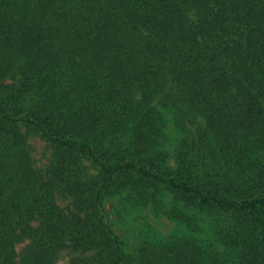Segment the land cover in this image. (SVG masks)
Segmentation results:
<instances>
[{
  "label": "trees",
  "instance_id": "obj_1",
  "mask_svg": "<svg viewBox=\"0 0 264 264\" xmlns=\"http://www.w3.org/2000/svg\"><path fill=\"white\" fill-rule=\"evenodd\" d=\"M24 129L55 151L47 180ZM124 191L179 199L181 233L128 252L105 208ZM64 243L77 264H264V0H0V264Z\"/></svg>",
  "mask_w": 264,
  "mask_h": 264
},
{
  "label": "rangeland",
  "instance_id": "obj_2",
  "mask_svg": "<svg viewBox=\"0 0 264 264\" xmlns=\"http://www.w3.org/2000/svg\"><path fill=\"white\" fill-rule=\"evenodd\" d=\"M170 112L164 111L168 125L162 149L169 155L167 161L169 167L176 169L178 166L177 157L181 152V140L184 136L181 135V129L172 124ZM23 133L26 138L31 164L45 177V180L49 179V171L57 173L58 166L55 167L57 161H54L55 151L50 144L37 134L30 133L25 129ZM183 147L187 149L186 145H183ZM75 169L78 171V177H76L78 180L88 181L98 175L96 168L92 167L87 161L81 162ZM55 185L57 187L56 200L58 205L67 213H76L77 210L72 196L67 190L59 187L58 183H55ZM148 193H152V191L145 194L124 191L109 195L105 199L108 221L116 234L126 243L127 251L130 253L136 252L135 250L139 247L145 235H150L154 239H166L176 233H181V223L172 219L167 212L174 208L181 209L184 204L166 191L157 192L156 202L146 203L143 201V197H150ZM82 216H85V214H82ZM27 245V243H23L17 247L19 260ZM87 256H89L88 253L74 251L70 243H64L59 248L55 264H77L78 260Z\"/></svg>",
  "mask_w": 264,
  "mask_h": 264
}]
</instances>
